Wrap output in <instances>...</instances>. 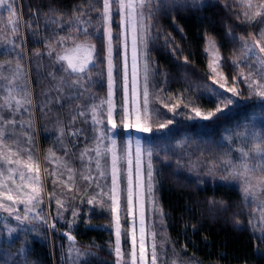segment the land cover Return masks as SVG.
<instances>
[{
    "label": "trees",
    "instance_id": "trees-1",
    "mask_svg": "<svg viewBox=\"0 0 264 264\" xmlns=\"http://www.w3.org/2000/svg\"><path fill=\"white\" fill-rule=\"evenodd\" d=\"M225 2L230 7H225ZM206 3L210 6L196 10L163 9L151 20L146 19L149 25V108H158L159 112L153 113L152 131L143 133V137L146 148L153 151L155 195L163 209L161 223V217L152 211L149 204L151 213L148 226L157 232L158 243L167 240L161 252V264H170L173 259L185 264H264V243L257 239L264 224L253 219L255 232L249 224L250 219L258 216L256 206L252 204L249 207L244 200L239 181L229 182L218 178L223 169L217 171L216 178L206 174L210 165L218 162L225 153H231L227 138L233 132L241 131L242 125L249 124L253 118L258 121L261 114L264 116V104L254 99L238 102L239 106L234 108L233 114L216 122L185 118L194 115L192 107H200L202 112L214 110L203 99H198L203 95L204 86H211L212 83L208 53L205 52L206 35L215 38L223 67L233 76L236 70L230 60L242 56L238 37L257 34L259 23L248 24L237 19L243 12L239 0H206ZM95 6L99 7V4ZM80 9L92 16L91 25H79L80 32L69 31L64 21L79 15ZM16 11L20 24L19 35L14 36L10 26H5L7 11L0 9V62L11 60L12 68H15L19 55L22 73L27 74V87L33 104L25 105L20 110L19 119L28 121L31 113L32 127L25 125L24 131L32 137L33 156L41 162L42 153L45 167L52 171L56 164L48 163L44 158L54 152L57 157L68 162L76 176L70 190L54 186L52 177H45V192L56 193L50 204H47L46 198L43 204L47 223L34 220V223L27 221L21 225L15 220L13 228L18 231L10 238V220L0 217V255L6 252L16 257L17 251L24 248L27 264H85V261L87 264H114L115 257L109 254V245L115 241L114 215L110 216L106 210L82 202L99 192L94 183L89 187V182L80 179L79 175L81 172L88 174L78 159L79 153L86 147H94L90 139V125L84 123V117L79 116L75 123L71 122L77 105L83 107L86 102H93L89 99L92 96L96 97L95 102L106 96V60L103 65L97 62L93 69L92 80L95 83L88 82L91 87L85 93V99L69 101L61 98L60 103L53 99L47 107L43 106L48 96L75 94L67 87L69 74L60 71L63 62L56 59L57 53L73 48V40L85 45L89 42L95 44L97 51L103 43L106 49L107 36L101 35L102 30L95 19L97 13L90 11L89 0H17ZM53 18L61 22L51 24ZM82 19H87V16ZM85 27L89 33L87 36L82 34ZM112 28L115 54L116 32H123V25L117 28L115 16ZM59 37H65V41L57 44ZM8 40L15 41L20 47L13 48L7 43ZM49 43L56 49L52 56L47 54ZM119 51L120 56H114V63L122 66L123 43L119 45ZM35 52L42 55L37 57ZM241 67L245 73L248 72L243 64ZM49 72L56 73V82L49 77ZM60 78L62 93L58 94L54 90V83H61ZM75 78L73 74L71 79ZM120 83L118 77V106ZM5 95L0 88V104L4 103ZM185 104H188L187 108ZM170 108H175V114L169 111ZM170 119L172 124L165 128L158 127L161 123L167 124ZM78 128L83 130L81 135H69L70 131ZM117 138L119 143L125 141V129ZM89 155L93 157L90 174L96 177L95 153L90 152ZM177 161L180 167H177ZM200 163L204 165L203 168ZM60 171L63 172L61 179L67 180L68 172L63 168ZM56 198L64 201L67 210L56 205ZM209 201H223L226 210ZM73 211L78 213L76 217H73ZM236 220L240 223L237 224ZM122 223L125 228H129L124 217ZM69 235L75 240L69 239ZM129 244L130 241L125 243L126 253ZM73 248L79 249L81 253L91 251L94 255L76 261Z\"/></svg>",
    "mask_w": 264,
    "mask_h": 264
},
{
    "label": "snow or ice",
    "instance_id": "snow-or-ice-1",
    "mask_svg": "<svg viewBox=\"0 0 264 264\" xmlns=\"http://www.w3.org/2000/svg\"><path fill=\"white\" fill-rule=\"evenodd\" d=\"M16 2L17 0H0V9H4L8 13L5 26H10L11 34L14 36L19 35L20 24ZM239 2L243 7V12L237 16V19L248 24H264V0H239ZM89 4L90 11L97 13L95 19L102 30L101 35L106 34L107 36V47L105 49L103 43H101V47L97 51L95 44L89 42L85 45L73 40L74 48L72 50H66L64 55L57 53L56 59L64 62L60 64V71L69 74L67 87L75 94L63 97L61 95L48 96L43 102V106L47 107L53 99L56 103H60L61 98L69 101L85 99V93L91 87L88 82L95 83L92 80L93 69L97 66V62L103 65L106 60V97L100 99L99 102H95V96L90 97L89 99L93 102H86L83 107L77 105V109L71 117L72 123H75L77 116L85 118L84 123L90 125L89 131L92 133L90 139L94 145V147H86L79 153L78 159L88 173L81 172L79 175L80 179L89 182V187L94 183L99 192L82 202L98 206L106 210L110 216L114 215L115 241L109 245V254L115 257L114 264H161V252L167 240L163 239L158 243L157 232L154 229L149 232L146 224V204L151 205L152 211L158 214L161 217V223L163 222V209L155 195L153 182V151L151 148H145L139 137L134 140L129 137L119 144L117 137L124 129H135L142 133L151 132L153 113L159 112L158 108H149L147 60L144 65L142 87L138 80V44L143 43L144 54L147 56L148 43L147 30L149 25L142 22L145 19L151 20L163 9L172 11L177 8L184 10L192 8L196 10L210 5L206 3V0H89ZM96 4H99V7H96ZM225 7H230V5L225 2ZM85 16H87V19H82ZM114 16L117 28L120 25H124L125 28L123 32L117 31L115 35L116 56H120L119 45L123 43L124 46L122 66H117L113 59L114 37L112 25ZM92 19V16L84 9H80L79 15H74L73 19L64 21V23L68 24L69 31L80 32L79 25H91ZM60 22L55 18L50 21L51 24ZM29 27L31 26L29 25ZM138 27L144 29V35L139 34ZM129 28L132 40L131 97L129 95L127 62ZM82 34L89 35L87 27L83 28ZM122 36L123 40H121ZM257 37H252L251 44L243 37H238L241 40L240 51L242 56L230 60L236 72L233 75L231 85H229L228 78L218 72V68H222L223 65L220 63L222 57L219 54L215 38L206 35L207 47L205 52L211 53L209 62L210 78L214 84H218V87L204 86L203 95L198 99H203L210 106V109L214 110L202 112L200 107H192L191 112L194 115L185 116L186 119L195 120L199 118L203 121L216 122L233 114L234 108L239 106L238 98L244 95L240 91V84L246 86L248 99L256 97L261 103H264V43H262L264 42V29L258 32ZM64 41L65 37H59L56 43L59 44ZM7 43L12 45L13 48L20 47L13 40H8ZM47 47L50 49L47 54L52 56L56 49L51 43ZM34 54L37 57L42 55L40 52ZM20 59V56L17 55L15 68H12L11 60L0 62V88L6 93L4 103L0 104V211L7 213L8 216H13L21 225L30 219L43 220L47 223L41 214L40 205L44 204L45 198L51 202L56 193L55 191L45 192L42 171L44 177H52L51 183L54 186H63L69 190L75 184L76 173L67 161L57 157L54 152H50L44 158L48 163L54 162L56 164V168L52 171H49L47 166L42 169L41 162L33 156L32 137L27 131H24L25 125L28 128L32 127L31 113H29L28 121L19 119L20 110L25 105L33 104L31 92L27 87V74L22 73ZM185 61L187 62V58H185ZM241 64L248 69L247 73L244 72ZM73 74L76 77L74 80L71 79ZM48 75L53 82L57 81L58 77L55 72H49ZM100 75L103 76V72ZM217 76L220 79H217ZM118 77L121 81L119 109H117L115 102ZM60 79L61 83H54V90L58 94L62 93V78ZM44 95L47 96V93ZM18 96L21 98L17 99ZM184 106L187 108L188 104ZM165 107L168 106L165 105ZM169 111L175 114V108H170ZM172 123L173 121L170 119L167 124L161 123L158 127L165 128ZM242 127L243 131L237 130L227 138L230 144L235 139L241 141V146L236 149L239 153L237 159L233 160L229 153H225L218 162H214L207 168L206 174L216 178L217 171L223 169L218 177L220 180L240 182V190L244 200L249 204V207L256 204L259 210L258 216L249 220V224L252 225L251 230L255 232L253 219H257L261 224H264V129L249 128L247 124L242 125ZM82 131L78 128L76 131H70L69 135L76 137L81 135ZM63 134L64 130L62 128L61 135L63 136ZM85 139L87 140L89 137H85ZM133 142L135 144L134 155ZM90 152L95 153L96 177L90 174L93 161V157L89 155ZM145 155L147 156L146 166L144 162ZM156 155L159 156V153H156ZM102 160L104 161L103 164L101 163ZM176 163L177 167H180V162L177 161ZM62 168L68 172L67 180L61 179L63 172L60 169ZM257 172L260 173L259 176L256 175ZM101 181H103V184H101ZM105 187L107 188L106 191ZM55 203L59 208L67 210L63 200L56 198ZM209 203L212 205L219 204L226 210L223 201H209ZM21 205H23V214H21ZM33 213H35L34 216L31 215ZM137 213L138 235L135 219ZM72 215L76 217L78 213L73 211ZM122 216L125 220L129 216L133 217L131 228H125L121 224ZM235 222L240 223L238 220ZM111 226L110 223L109 227ZM52 227H55V225H52ZM17 231V228H9L8 236L11 238ZM149 235L151 242L147 243ZM69 239L75 240V237L69 235ZM122 239L124 243L130 241L127 253L122 247ZM257 239L264 243V227H261ZM72 252L76 261H80L82 257L94 255L91 251L81 253L79 249L74 248ZM17 257H20V259H17ZM0 264H27L26 250L24 248L19 249L16 257L6 252L3 253L0 255ZM85 264H87L86 261ZM170 264H185V262L173 259Z\"/></svg>",
    "mask_w": 264,
    "mask_h": 264
},
{
    "label": "rangeland",
    "instance_id": "rangeland-1",
    "mask_svg": "<svg viewBox=\"0 0 264 264\" xmlns=\"http://www.w3.org/2000/svg\"><path fill=\"white\" fill-rule=\"evenodd\" d=\"M146 21L147 20L145 19L142 23L145 24V25H148V23ZM261 29H264V24H259L258 32ZM124 30H125V28H124V25H123V31ZM138 32H139L140 35H144L145 34L144 33V29L142 27H138ZM257 34H254L251 37L244 36L243 38L245 40H247L249 44H251L252 43V37H257ZM147 35H148V33H147ZM215 42H216V40H215ZM73 48L69 47L67 50L70 51ZM144 52H145V49H144L143 43L138 44V59H137L138 80H139V83H140L141 87L143 85V74H144V71H145L144 65H145V61L146 60H147L148 68H149L148 54H147V56H145ZM64 54H65V51L60 52V55H64ZM219 54L222 57L220 51H219ZM114 56H115V54H114ZM123 56H124V46H123L122 61H123ZM131 56H132V40H131V30L129 28L128 29V39H127V62H128V79H129V95H130V97H131V88H132V85H131V79H132V77H131ZM113 59H114V57H113ZM210 60H211V53H208V61L210 62ZM220 63H221V65H223L222 64L223 63V59L220 61ZM148 68H147V71H148ZM218 72L222 73L223 76H226L228 78V84L231 85L233 76L230 75L229 70L226 67H222V68H218ZM114 75H115V72H114ZM148 75H149V71H148ZM217 79H220V77L217 76ZM221 82H223V81L221 80ZM211 86L212 87H218V84H214L213 80H212ZM240 91L242 93H244V95H243V97L238 98V102L243 103V102H247V101L251 100V99H248V97H247L246 86L244 84H240ZM229 95H231V94H229ZM105 97H103V98H105ZM252 99L258 100V102H260V100L258 98H256V97H253ZM116 100H117V95L115 96V102H116ZM116 105H117V109H118L119 106H118L117 102H116ZM129 107H131V105H129ZM247 125H248L249 128H255L257 130L264 129V127H263V125H264V116L261 114L258 121H256V119L253 118V120L250 121V123L247 124ZM109 127H110V125H109ZM241 131H243V128H242ZM129 137L133 138V140L135 138L139 137L141 139L142 145L146 148L142 132H139V131H137L135 129H125V141ZM117 141H119V138H117ZM118 144H119V142H118ZM240 146H241V141L239 139H235L230 144V150H231L230 156H231L232 159H235V158L237 159V157L239 156V153L236 151V149L238 147H240ZM134 148H135V144L133 142V155H134ZM234 153H235V155L232 156ZM144 162H145V166H146L147 165V156L146 155L144 156ZM199 165H200L201 168L204 167V165H202L201 163ZM41 166H42L41 167L42 169L45 167L42 153H41ZM152 166H153V162H152ZM41 175H42V178H43L44 184H45V177L43 175V171H42ZM256 175L259 176L260 173L257 172ZM46 193H49V191L46 190ZM46 202H47V204H50V202H49V200L47 198H46ZM254 205L256 206V211L258 213L259 212L258 207H257L256 204H254ZM20 208H21V214H23V205H21ZM40 208L42 209V211H44V213L43 214L41 213V214L45 217L47 215V213H46L45 209L43 208V204L40 205ZM149 208H150L149 204H146V209H147V211H146V224H147L148 231L151 232L153 230V227L149 228V226H148V224H149V222H148L149 221V212L151 213V210H149ZM31 215L34 216L35 213H33ZM0 217H3L4 219L10 220V228H13V223L15 221V218L13 216H8L7 213H4V212L0 211ZM122 217H121V224L124 226V223H122ZM135 219H136V227H137V235H138V213H137V216L135 217ZM34 220H37L39 222L38 219H30L28 221V223L31 222V221H32V223H34L35 222ZM132 220H133L132 216H129L128 220H126V223H127L129 228L132 227ZM114 224H115V221H114ZM150 242H151V237L149 235L148 238H147V243H150ZM129 246H130V244H129ZM122 247L124 248V250L126 252L125 243L123 242V239H122Z\"/></svg>",
    "mask_w": 264,
    "mask_h": 264
}]
</instances>
